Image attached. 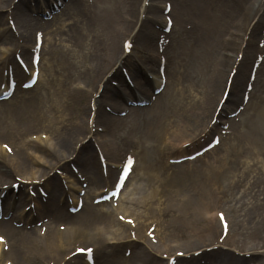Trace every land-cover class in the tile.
<instances>
[{
    "label": "rangeland",
    "instance_id": "1",
    "mask_svg": "<svg viewBox=\"0 0 264 264\" xmlns=\"http://www.w3.org/2000/svg\"><path fill=\"white\" fill-rule=\"evenodd\" d=\"M86 1L91 3L96 0ZM114 1L115 0H106L104 2L103 5L106 13L109 11L108 7H110V4H113ZM164 1L170 2L172 6L174 5V0H159L158 9L160 12L162 10V5L160 4H163ZM180 1L185 5V14L180 15L181 17L179 19L177 16L175 17L173 11L170 12L174 22L172 31L166 35L164 41L162 38L160 39L162 33L161 27L163 25L161 15L159 26H153L155 30H157L156 27H158L160 33L155 40L150 42L147 41V44L142 41L137 34L139 35L141 33L142 25L146 20V18L143 19V16H146L147 7L149 3H151V0H139L137 10L134 14V18L137 17V19L134 20L135 27L133 33L130 31V34L127 35L120 34L118 38V49L121 50V47L119 48L121 40L124 37L130 38L131 36V41L133 43V48L130 51L131 55L123 58L121 54V57H118L115 62L111 63L110 61L109 63L104 64L107 71L105 74L103 73L104 69L98 72L97 75L103 73L104 76L95 86L93 84L97 78H94L96 74L92 73V57H94L92 52L95 51L94 43L96 42L93 43L89 41L88 31L84 30L78 31L76 45L73 44L71 27L75 20L74 15L67 17L65 13H58L50 23H48L49 21L44 23V21L35 19L31 16L36 22V27L31 31L29 41H26L21 37V29L18 27L15 18L11 14L13 5L18 4L19 0H11V2L9 0L7 1L10 2L9 6L7 7L5 5L2 7L0 11V30H4L5 28L8 30L10 29L9 32H12L11 34H14V36L5 39L8 33H4L3 40H0V80H3V78L6 77L7 67L12 66L15 63V52H20L26 60L29 59L33 48L34 32L35 30L40 29L43 33L45 32L46 35H44L45 40L40 50V83L34 91H36L37 94H40V91L47 90L48 93L47 95H44V100L41 103L28 104L26 100L30 99L32 93L29 94L17 89L16 93L11 97L7 104L5 103L3 105L0 103V132L17 133L15 141L16 145L20 146L26 154L30 153L31 156L35 157L34 159L39 160L41 157L43 158V154L36 151L32 147V143H27L25 141L33 135L34 138L30 141L38 142L40 144L46 142L49 146H53L55 144V139H53L52 136L56 132V127L48 125L47 120H37L36 116L38 114L45 113L48 116L55 115L59 128L68 129L73 127V125L78 127L80 124H84V120L86 122L90 111L89 102L90 100H93L92 98H94V108H98L100 103L106 111L109 108L113 110V107H116V112L124 111L127 113L123 116L124 118H121V124L117 126L112 133H109L110 131L108 130V128L110 129L109 120L106 122H98L95 120L96 123L100 124L103 128V130L97 132H104L102 133V136H104V140H106V145L100 148H102L105 153L109 148L113 151L115 149L114 155L119 153L118 158L109 157V161H107V165L109 166L105 170L106 174L101 172L100 163L96 160V151L93 142L90 140L85 142L88 143L91 148H88L91 151V158L87 157V159L92 160L94 165L89 167H87V165L79 167L77 158L75 160L69 159L66 164V169H68L69 172L72 171V166L75 168L76 173L74 172V174L76 177L72 174H67L66 172H60L63 168L61 167V163L65 162L66 159L59 160L50 155L46 157L44 156V160L45 158L47 160L45 163L46 167L44 165V168H39L41 165L34 162V164L32 163L22 175L24 176L23 181L25 182L24 184H19L22 186L26 199L22 201L19 200L20 197L18 194H15L14 197L12 195V198H10L9 201H14V203L17 204L16 206L14 205L15 208L14 206H10L8 208V213L4 214L3 218L9 219L10 213L13 217L18 216L19 218L15 217L13 221H10L12 226L24 228L25 230H28V225L36 226L37 230L39 229L42 234L41 237H43L48 230L52 229V225L59 231H64L67 226L71 228L73 223L65 221L63 218L47 223L50 220L48 218L50 214L46 211L45 207L47 203L44 204L47 201L45 200L47 197L43 196V198H41L42 195L39 193L37 187L40 186L45 190V187L48 189L51 185H48V183L46 184V181L42 182L41 178L43 176L39 177L40 174H44V172L47 171V175L44 176H46L50 182H53V180L57 181L61 190V197H59V200L58 198H55L53 202H55L56 206L61 207L62 211L69 214L67 207L69 204H74L72 195L77 194V189L74 188L76 189L74 190L71 189L72 187L70 188V186H67V177H72L77 186H79L78 181H80L88 184V187L92 188V191L87 196V201L90 202L96 191L102 190L103 187L109 185L111 181L114 180L116 174L115 168H117L115 165L119 164L120 160L128 152H131L137 159V167L134 170L131 184L128 185L129 187L126 190L124 197H130L132 191H136L137 193L135 195L137 196L139 193L143 192V189L148 190L151 188V191L154 187L158 188L157 192L160 195V197L156 196L153 199V203L150 204V206L145 207L141 206V203L134 204L125 201L122 202L120 200V202L126 204L129 203L130 205L124 206L125 204H123L120 212H117H119L120 215H123V218H130V221L118 218L116 212L112 218L113 221L106 227H103L100 224L97 225V222L88 224L89 230L87 232L95 231L101 234L102 239L104 240V251L101 250L100 245L98 246L90 240L81 239L79 233H74V237H72L75 239L72 242L68 244L67 241H64L62 243V248H59V246L50 248V253L40 257L41 264H69L67 258L76 245H87L93 248L96 264L105 263L106 258L111 260L116 259L117 261L120 260L123 264H125L130 258H132L131 261H133L134 264L135 261L138 263L141 260H146L141 264H168V257L177 251L182 253L180 258L185 264H188L190 261L192 264H238L237 260L235 263V259H238V256L249 257V255H251L254 260L247 261V263L245 262L246 264H255V261L264 264V232L256 225L252 226V221L246 216V210H248V213H252L258 203L260 201L262 202L264 197V30L262 27L260 29L263 33H258L254 40V45L260 51L253 54L250 53L251 55L248 57L250 59L249 65H254L259 61L252 98L244 108L243 112L233 121V123L237 125V128L235 127V129H237L236 132H241L240 137L242 140L236 144L232 138H224L220 146L214 149L213 152H210V154L200 157L195 161L189 160L182 162L189 164L182 169L175 167V165L181 164V162L175 163L169 161L172 157L184 156L185 154L192 152L210 139V137H206L202 140V131H200V129L204 128L209 123L210 119L207 112L203 111V100L210 95L208 78L214 65L212 56L216 53L217 48L215 46H210V48L207 49L202 45V72L195 74L191 71L190 68H192V66L189 58L192 57V55L188 49V38L193 36L196 32V28L192 27V25L198 21L196 12L201 9V5L202 12L205 8L206 10H211L212 13H214L211 19L216 18L217 20L219 18V21H214V26L212 25V28H216V30L222 28L225 31L223 38H226L229 34H232L231 32H233V36L237 39V42L239 41L243 45L244 40L243 42L240 41L242 36L240 39L238 36L241 34V29L246 27V24H244L245 26L243 27V23L241 25L231 26L229 23H226L221 26V16L225 11L229 13L231 11L229 9L232 6H240L243 10L252 6L250 11L251 14L254 13L256 5L262 4V10L254 16H260L262 11L261 16L263 19L262 21L264 22V0ZM228 6L231 7L228 8ZM258 8H260V6ZM116 9L119 11L118 7ZM147 14L148 16L146 17H151V12ZM87 20L94 32L107 36V31L103 32L102 28L96 27L97 18L95 16H89ZM40 25L43 26V29L40 28ZM78 28L79 27H76V33ZM179 34H183L187 37L185 38V43L182 45L179 44ZM86 42H88V45H86ZM161 42L163 43V46L160 47L159 43ZM24 45H26V48H24L26 54L21 51V47ZM237 51L238 49H232L234 57L236 56ZM152 54L155 55L154 71H152L150 67L151 63L147 60L148 56H151ZM4 56H6L5 59ZM160 58L165 62V72L164 75L160 77L162 80H165L164 89L159 96L162 103V118L169 125L171 124L172 131L176 132L179 131V126L184 122V127L187 129L188 133L176 141L173 139L171 140V143H173L171 148L181 141L183 142H181L180 145L188 143V146L183 147L185 150L183 152L176 150L172 151L173 149L166 150L164 148H156L163 145L153 141L154 137L151 136L154 126L149 124L152 123L150 120L155 108L153 110L149 109L146 104L145 106H141V108L133 106L127 111L124 109L126 107L124 102L119 100L115 103L117 105H115L110 101L107 94L109 90H112L113 87H115L110 82L112 80L113 83H116L117 77L113 74L115 70L119 77H122L121 69L127 68L133 84L135 83L141 86L142 80L136 78L134 81V78L131 75L130 68H134L132 64L142 63V66L148 75L150 77H155L153 74L157 76ZM3 59H10L11 62L2 64ZM247 71L248 68L245 72V76ZM21 74L22 79L24 75L23 73ZM111 74L113 75L111 76ZM15 77L18 78L19 76L16 75ZM107 78L109 79L108 81L105 80ZM157 79H159L158 76ZM220 88H218L215 98L219 95ZM73 91L74 95H72ZM150 92L152 93V89ZM187 92L192 98H202V112L206 113L207 117L202 116V121L199 122V124H196L197 117H192L195 114H189L187 117H184L181 114V110L180 112L177 110V105L182 101L181 98H185L182 97V95L186 96ZM173 94L176 97L175 100L173 99ZM51 98H59L62 100L65 110H61L60 107L57 110H47L50 105L48 102L51 101ZM156 98L157 97H155L154 100H156ZM99 99L100 101H98ZM126 99L131 100L128 97ZM65 101H67V104ZM26 116L34 119V124L32 125L36 126L35 128L31 127L29 130H27V128L24 130L23 121L27 119ZM91 125L90 128L88 125L86 126L85 135H92V138L94 137L98 141L101 139L99 133L93 131L94 127ZM191 127L194 132L190 133ZM83 132L84 131H81L77 137L76 135L74 136L72 142H70L71 144H69V152H66L65 154H72L79 150L80 146H78V143H80V140L85 136L82 139L78 138L82 136ZM107 132L109 135L106 134ZM228 132H235L234 127L228 126ZM193 134L194 137L190 139L189 137ZM42 135H44V137H41ZM10 140L11 139L6 140L5 143H10ZM86 140L87 139L84 141ZM1 141L2 138H0V142ZM98 142L100 144V141ZM130 142L134 144L129 146ZM249 145H254L255 149L248 150ZM0 147V150L4 148L3 145ZM11 148L15 149V146H12ZM159 151H162L163 153L161 152L159 154ZM161 154V165L167 166L164 168L165 172H158L155 175L156 179L149 182L147 174L144 173L141 168L155 169L158 157ZM114 160L118 161V163ZM55 167L57 169L53 171V168ZM109 168L114 170V175H110V178L107 176V171H110ZM16 174L13 173L9 178L0 179V185H5L6 187L10 186L12 182H4L15 180L14 176ZM89 175L94 177L93 181H89ZM165 176L179 179L185 184L184 188L187 192H184L183 195L181 194L180 197H177L175 202H172L173 204L169 203L162 194V188L164 187L162 183L165 181L163 179ZM49 177L52 178L50 179ZM225 180L229 181L228 186H224ZM198 187L201 188L197 192L196 190ZM66 193H68V197L71 196L69 200L66 199ZM202 193L207 194V196L202 197ZM178 195H180L179 192ZM191 196L193 198H191ZM37 202L40 203V208L37 205L36 208H31L29 210L28 207ZM5 203L6 202L3 201V205H7V203ZM221 205L230 208V212L227 216L229 220V231L222 238L217 217L212 214V219L216 223V231L211 236L212 238L210 240L209 237L207 238L206 236L204 224L209 227L212 221L202 220V216H204V219H209V213H213L216 206L225 212ZM82 209L78 212L80 213ZM49 225L50 227L48 228ZM59 225L61 227H58ZM0 235L5 237L4 245L7 249L4 251L8 253L9 243L7 236L2 231H0ZM241 243L243 244L240 245ZM245 244H248V247ZM1 249L2 244L0 245V250ZM215 250L219 252L220 260L213 261L209 259L213 255L211 254L212 251ZM139 251H146L147 253H145L143 258H140ZM201 251H205L203 252L205 254L204 256H202ZM53 256L59 258L58 262H56L57 260ZM206 256L210 263L205 262ZM10 258L8 255H2L0 264H3L6 259H10L9 262H11V260H13L11 255ZM200 259H202V261H199ZM222 260L224 261L222 262ZM78 264H85V262L82 259V262H79Z\"/></svg>",
    "mask_w": 264,
    "mask_h": 264
},
{
    "label": "bare ground",
    "instance_id": "2",
    "mask_svg": "<svg viewBox=\"0 0 264 264\" xmlns=\"http://www.w3.org/2000/svg\"><path fill=\"white\" fill-rule=\"evenodd\" d=\"M9 0H0V11L2 7L5 5L8 7L9 3L7 2ZM33 1L34 4L32 5L30 2ZM46 1H51V0H19L18 4L13 5L12 9V14L14 15L15 22L17 23L18 27L21 29V35L23 39L28 41L30 39V33L32 29L34 28V24L32 23V19L29 16L28 11L29 10H34L36 7ZM106 0H96L95 2L88 3L86 0H67V4L69 5L67 8H64L62 11H60L59 14L65 13L67 17L70 16H75V20L72 23L71 27V38L73 39V44L76 45L75 43L77 42V34L78 31H88V40L91 42H96L94 43L95 45V51L92 52V57L93 59V65H92V73H95L96 75L94 78H97L96 81L94 82V86L99 83V80H101L107 71V68L104 67V64H107L111 61V63L115 62L117 58L121 55V50L124 46V42L128 38H123L121 40V43H119V48L121 47V50L118 49V38L120 34L122 35H127L130 34V31L133 33L135 23L134 20L137 19L135 17V11L137 10V5L139 0H115L113 4H110L109 11L106 13L105 12V7H104V2ZM158 1L159 0H151V3H149L146 11V16H148L147 13L151 12V17H146V20L144 21L141 29V33L137 36L144 41L145 43L150 42L152 40H155L157 35H159V30L156 27L157 30L153 28V26H159L160 23V18H161V12L158 9ZM102 3V5H101ZM166 2L163 4V8ZM235 5V4H234ZM118 7L119 11L115 8ZM260 6L259 9L262 8V4H259L258 7ZM231 6H228L230 8ZM252 7V6H251ZM251 7L242 9L240 6L235 7L232 6L229 10H231L229 13L227 11L223 12L224 14L221 16V26L225 25L226 23H229V25H242L245 26L244 24H248V18L250 16V11ZM258 7L255 6L254 13L258 11ZM185 5L183 2L180 0H174V5L172 6L171 11L175 13V17L177 16L180 19V15L185 14ZM214 13H212L211 10H203L202 12V5L201 9H199L196 12V16L198 17V21L192 25L193 28H196V32L193 36L188 38L189 41V46L188 49L191 52L192 57H190V64L192 66L191 71L195 74L198 72H202V45L205 46V48H210V46H215L217 48L216 53L214 56H212V60L214 61L213 68L211 69V73L208 78V87L210 91V95L203 100V111L207 112V114L211 117L213 109L215 110L216 105L218 103L219 98L222 95L223 89L225 88L226 81L228 80V77L230 75V72L232 71V68H235V73L232 76V81H231V87L229 94L226 98V101L228 103H236L238 98V92L241 91V86L244 81L245 77V70L249 66L250 60L247 56L243 55L242 59L240 61H236V59L232 56V49H238V42L237 39L233 36L232 34H229L226 38H223V34L225 31L221 28L220 30L213 29L212 27L214 26L213 23L214 21H219V18L216 20V18L211 19ZM89 16H95L97 18V24L96 27L102 28L103 32L107 31V36H104L101 33L94 32L92 30V27L89 25V22L87 18ZM229 18V19H228ZM0 20H1V14H0ZM229 20V21H227ZM260 18H258L252 25L250 34H255L257 32V28L260 26ZM52 22V19L48 22ZM246 22V23H245ZM47 23V24H48ZM165 19H164V25H165ZM213 25V26H212ZM76 27H79L76 33ZM164 27V26H163ZM174 27V23L172 25V29ZM57 29V28H56ZM171 29V30H172ZM170 30V31H171ZM246 28L241 29V34L244 33ZM4 30H0V40H3L2 38L4 37ZM13 34L8 33L5 39H8L9 37H12ZM131 37V36H130ZM179 44H184L185 43V37L183 34H179ZM239 38V36H238ZM130 41V40H129ZM15 44V43H14ZM131 44V43H130ZM148 44V43H147ZM86 45H88V42H86ZM93 45V47H94ZM144 45V43H143ZM92 47V48H93ZM7 51V50H5ZM4 51V52H5ZM143 51V50H142ZM246 55L252 52H256V48L253 47L252 43H248L245 46L244 49ZM25 52V51H24ZM231 52V53H230ZM56 60V58L54 57ZM147 60L149 63H151V69L154 71L155 69V55L152 54L151 56H148ZM134 66V73L137 77H140L142 80V85L139 86L135 84L129 85V83L124 82L118 75L117 71L115 70L114 75L119 79L118 87H113L112 90H109L107 92L108 98L112 103H117L119 100L121 102L126 101L124 100L126 95H129L134 98V100H141L139 97H143V99L149 100V104L147 107L149 109H154L152 118L150 122L152 121L151 124L153 125V131L151 132V136L154 137L153 141L158 142L160 147H156L157 149L164 148L166 150L173 149L172 151H177L179 150V147L181 146L180 143L183 142H178L177 145L172 146L173 143H171V140L173 139L174 141L184 137L188 132L187 129L184 127V122L179 126V131H172L171 129V124L169 125L163 118V113L161 109V101L159 96L161 95L162 91L156 95V100H151V88L153 87L154 84L159 83L156 79L157 77H154L155 79H150L142 69V64H137L134 63L132 64ZM52 66V65H51ZM52 68V67H51ZM103 73L101 75H97L98 72L103 70ZM53 70V69H51ZM91 71V70H90ZM19 73V72H18ZM134 73L131 72L133 75L134 81L135 76ZM39 80V79H38ZM37 80V84H35L33 87L28 88L23 90L26 93H32L30 95V99H27V103H41L44 100V95H47V90L40 91V94L36 93L34 89H37L39 85V81ZM109 79H107L108 81ZM52 82V79H51ZM222 85V87H221ZM221 87V88H220ZM218 88H220V93L218 96L215 95L217 93ZM14 92L12 93V95ZM175 94V93H174ZM173 94V96H174ZM11 95V97H12ZM72 95H74V91L72 92ZM187 96V97H186ZM186 96L182 95L181 102L177 105V110L180 112L184 117H187L189 114H195L192 117H197L196 124H199V122L202 121V116L207 117L206 113L202 112V98H192L190 94L187 92ZM10 97V98H11ZM219 97V98H218ZM9 99L6 100H0L1 104H7L9 102ZM138 98V99H136ZM173 99L175 100L176 97L174 96ZM218 99V100H217ZM100 101V99L98 100ZM97 101V102H98ZM49 107L47 110H57L59 107L61 110L64 109V103L62 100L59 98H51V101ZM67 104V101H65ZM91 103V102H90ZM21 105V103H20ZM117 105V104H115ZM139 108L140 105H138ZM146 107V108H147ZM145 108V109H146ZM90 112L89 116L86 119V122L84 120V124H80L78 127L76 125H73V127H70L68 129L64 128H59L58 121L56 116H48L45 113L38 114L36 116V119H44L47 120L48 125H53L56 127V132L52 136L53 139H55V144L53 146H49L46 142H43L42 144L38 142H32L30 140H27L25 142L27 143H32V147L36 150L39 151L40 153L43 154V158L36 160L34 159L35 157L31 156L30 153H25L20 146H17L15 141L17 138V133L14 132H0V138H2V141L0 144L5 143L6 140L11 139L8 143L9 146H15V149L12 148V152L10 154H7L6 150L1 149L0 150V179H5L9 178L12 176V174H16L18 177H24L22 176L27 168L31 166V164L34 162L37 163L39 168H44L43 166L45 165L46 167V158L44 160V156L50 155L53 158L56 159H64L66 158L67 155L65 154L66 152H69V144L72 142L74 136L76 137L80 134L81 131H84L82 136L78 139H82L85 136L86 132V126L89 123V118H90ZM27 119L23 121V128L24 130L27 128V130L31 129V127L35 128L36 126L32 125L34 124L32 119L29 116H26ZM121 118L119 114H111L106 112V110L103 109L101 104L99 103L98 108H96L95 112L93 113L92 116V123L94 122V127H96V121L102 122V121H107L109 120L110 122V131L109 133H112L115 131V128L121 124L120 120ZM30 122H29V120ZM96 119V121H95ZM36 121V120H35ZM196 128V127H195ZM97 129V128H96ZM202 131V129H200ZM199 131V133H200ZM194 132L193 128L191 127L190 133ZM87 133H93V132H87ZM99 133V139L98 141L95 139L97 142V148H95L96 151H100V156L107 161L109 157H114L118 158L119 153L117 155L115 154V149L114 151L112 149H107L106 153L104 150L100 147L106 145V140H104V136H102V133L104 132H97ZM235 136H237L236 132H233ZM107 135L108 132L106 133ZM194 137V134L189 137L190 139ZM169 139V141H168ZM237 141V138H236ZM13 142V144H12ZM168 143V144H167ZM80 148L77 151V162L79 164V167H82L84 165H87V167L94 165V162L90 159H87V157L91 158L90 154L91 151L88 149L90 148V145L88 143H82V140H80ZM134 144V143H133ZM132 142H130L129 146L133 145ZM138 144V143H137ZM165 144V145H164ZM155 145V144H154ZM1 148V147H0ZM91 149V148H90ZM134 149V148H133ZM249 149H255L254 145H249ZM198 150V149H197ZM162 151H159V154ZM163 153V152H162ZM193 153V152H192ZM191 153L187 154L190 155ZM161 156L162 154L158 157V162L155 166V169H150L146 168L141 170L147 174L149 182H152L153 180L156 179L155 175L158 172H165V169L167 166H162L161 165ZM186 156V155H185ZM78 157H83V158H78ZM86 158V159H85ZM178 158V157H175ZM45 162H42V161ZM96 160L99 162V158L97 157L96 154ZM115 161V160H114ZM54 163V162H53ZM36 165V164H35ZM66 163H62L61 166H65ZM189 164L186 163H181L178 165H175V167H179V169H182L184 166H187ZM172 166V165H171ZM48 167V166H47ZM137 167V159H134V166L131 168V171L129 172L130 174L128 175L127 179L124 182V185L122 189L120 190L119 197L117 200H120L122 202H129V203H141L143 207L145 206H150V204L153 203V199L156 196H159V193L157 192L158 188L154 187L151 191L150 189H143L142 193H139V195L135 196L137 193L136 191L131 192L130 197H124L125 192L127 188L129 187L128 185L131 184V174L134 171V169ZM41 170V169H40ZM13 172V173H11ZM16 172V173H15ZM39 172V171H38ZM14 176V178L16 177ZM44 175H47V171L44 172V174H40L39 177H42ZM72 175H75L74 173ZM110 175H114V170L110 169V171H107V176L110 178ZM92 176V175H91ZM90 175L88 176L89 181H93L94 177H91ZM111 176V177H112ZM50 179L52 177H49ZM168 178V179H167ZM48 179V178H47ZM165 181H163L162 185L164 186L162 188V194L166 198V200L169 203L175 202L177 197H180L181 194L183 195L184 192H187L185 190V184L183 181L179 179H173L169 176H165L163 178ZM16 180L13 181H5L4 183L8 182H15ZM67 182L69 184H73V181H70L67 179ZM3 183V184H4ZM2 184V183H1ZM49 185H51L50 189V195H49V201L46 205V210L49 212L51 215V220L56 221V219L63 218L65 221H70L73 223L72 227L69 228L68 226L64 231H57L55 227L52 225V229L48 230L43 237L40 236V233L38 232L36 227L32 226H27L28 230H25L24 228H17L16 226H12L10 223L11 219L19 218L18 216L13 217L11 214V217L9 220L4 219L1 217L0 219V231L5 233L7 236V240L9 243V251L8 253L3 252L0 250V262L2 255H8L10 258V255L13 260L9 262V264H41V259L40 257H43L47 253H50V248H54L59 246V248L63 247V242L67 241L68 244L72 242L75 238L74 233H79L81 235V239L84 240H90L96 243L98 246L100 245L101 250L104 251V240L102 239V236L99 232L95 231H89L87 232L88 229V224L95 223L97 222V225H102L103 227H106L109 225L113 220L114 213L117 211L120 212V209L122 208V205L125 204L124 206L130 205L129 203H122L120 202L119 207H116L117 209H114L113 207L110 206L109 202L112 203L113 201L110 200L107 203H101V204H93L92 199L90 202L87 201L85 198L86 195L88 196L90 192L92 191V188L89 187L84 190V197L82 196V199L85 198V203L83 209L80 211V213H75V214H67L66 212L62 211L61 207L56 206L54 199L59 198L61 194V190L59 187V184L57 181L53 180V182L49 181ZM229 181L225 180L224 181V186H228ZM109 188V186H107ZM2 188V187H1ZM201 187L197 188V192ZM264 191V189H263ZM6 193L1 197V203L5 201L7 205L1 206V211L2 214H5L8 211V208L11 206H16L14 201H9V199L12 197V194L14 193L13 188L9 187L5 191ZM178 192L180 195H178ZM19 195L22 198H25V194L23 192H18ZM207 196V194L202 193V197ZM75 197V195H74ZM22 198H19V200H22ZM191 198H193L191 196ZM5 203V204H6ZM20 203V202H18ZM203 203V201H202ZM173 204V203H172ZM14 206V208H15ZM35 206V204H34ZM170 206V205H169ZM254 208V207H253ZM252 208V209H253ZM61 209V211H60ZM230 208H226L225 212L229 211ZM255 212V214H254ZM246 216L252 221L253 225L252 226H257L259 227L263 232H264V197L262 199V202L260 201L257 205V207L254 209V211L251 213H248V210H246ZM211 217V216H210ZM202 220H211L212 223L209 227H207L205 224V230H206V236L207 238L211 240V236L215 233L216 231V223L215 221L211 218L209 219H204V216H202ZM69 222V223H70ZM50 225L48 226V228ZM54 227V228H53ZM251 227V226H250ZM73 236V237H72ZM264 236V235H263ZM1 245V244H0ZM248 246V244H245ZM252 245V244H251ZM79 246V245H78ZM76 247V246H75ZM74 247V249H75ZM107 253V252H106ZM140 253V258H143L146 251H139ZM58 262V259L56 256H53ZM216 260H220L219 256H214ZM11 259V258H10ZM10 259H6L4 263ZM82 256L81 255H73L68 258V263L69 264H78L79 262H82ZM132 258H130L128 261H126L125 264H134L133 261H131ZM213 259V260H215ZM239 261L241 259H235V261ZM146 260H141L138 263L135 264H141L142 262H145ZM224 260H222L223 262ZM3 263V264H4ZM94 263L96 264V260H94ZM103 264H123L120 260L117 261L116 259H105V263ZM191 264V263H188ZM238 264H244V261L238 262ZM255 264H263L262 262H257Z\"/></svg>",
    "mask_w": 264,
    "mask_h": 264
},
{
    "label": "snow or ice",
    "instance_id": "3",
    "mask_svg": "<svg viewBox=\"0 0 264 264\" xmlns=\"http://www.w3.org/2000/svg\"><path fill=\"white\" fill-rule=\"evenodd\" d=\"M131 158L129 157L128 160L122 165L121 169H118V176L114 180V187L119 188L122 187L124 180L127 178L128 172L131 170ZM222 215V214H221ZM0 240H3V237H0Z\"/></svg>",
    "mask_w": 264,
    "mask_h": 264
}]
</instances>
